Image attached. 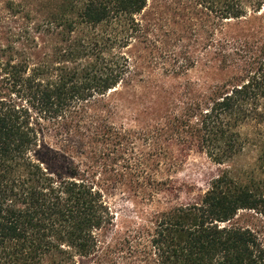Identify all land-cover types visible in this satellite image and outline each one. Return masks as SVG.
Returning a JSON list of instances; mask_svg holds the SVG:
<instances>
[{
    "label": "trees",
    "instance_id": "16d2710c",
    "mask_svg": "<svg viewBox=\"0 0 264 264\" xmlns=\"http://www.w3.org/2000/svg\"><path fill=\"white\" fill-rule=\"evenodd\" d=\"M147 3L0 0V264H87L112 225L114 187L152 206L115 240V264H264L252 230L221 225L240 209L264 215L254 181L210 172L186 202L172 187L190 154L228 165L255 141L264 167V30L227 29L264 0H172L179 30L145 17ZM138 43L164 74L202 61L222 76L127 128L105 95L141 74L127 51Z\"/></svg>",
    "mask_w": 264,
    "mask_h": 264
},
{
    "label": "rangeland",
    "instance_id": "374dc122",
    "mask_svg": "<svg viewBox=\"0 0 264 264\" xmlns=\"http://www.w3.org/2000/svg\"><path fill=\"white\" fill-rule=\"evenodd\" d=\"M170 1L172 0H148L144 15L149 19H156L157 23H163L167 19L173 29L179 30V23H172L173 14L167 8ZM259 27L264 30V7L257 14L227 24V29L233 36L238 33L251 34ZM127 51L137 60L136 68L141 70V74L132 82L122 83L105 95V98L118 106L113 121L127 128L138 129L156 122L169 109L172 101L181 100V92L186 84L193 89L204 88L222 76L214 64H204L202 61L184 74H164L159 65L147 64L146 48L142 44H134ZM242 131L249 133L256 130L244 127ZM225 168L238 182L251 184L254 181V185H258L256 192L264 198V167L258 161V148L255 141H252L228 165L217 166L202 155L190 154L181 169L172 174V187L176 191L174 200L186 202L195 198L206 186L205 174L221 172ZM104 195L113 215V222L108 230L100 234L97 252L87 264H115V240L133 230L139 223L146 222L147 213L152 210V206L142 204L140 198L122 188H111ZM228 224L249 228L264 245V215L261 212L240 209L229 222L221 223Z\"/></svg>",
    "mask_w": 264,
    "mask_h": 264
}]
</instances>
